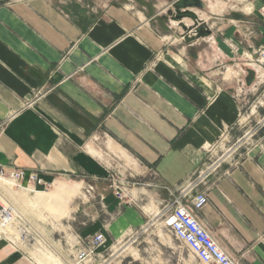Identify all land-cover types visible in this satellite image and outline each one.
<instances>
[{"label": "crops", "instance_id": "1", "mask_svg": "<svg viewBox=\"0 0 264 264\" xmlns=\"http://www.w3.org/2000/svg\"><path fill=\"white\" fill-rule=\"evenodd\" d=\"M249 1L253 12H215L209 36L224 52L217 57L243 72L232 90L192 72L129 3L89 21L54 0H0V121L8 119L0 164L95 177L116 169L151 177L156 197L194 184L207 194L198 217L213 239L239 264H264V131L223 147L241 129L238 91L256 90L246 55L264 41V0ZM226 43L238 58L225 54ZM125 214L140 222L131 206Z\"/></svg>", "mask_w": 264, "mask_h": 264}, {"label": "rangeland", "instance_id": "2", "mask_svg": "<svg viewBox=\"0 0 264 264\" xmlns=\"http://www.w3.org/2000/svg\"><path fill=\"white\" fill-rule=\"evenodd\" d=\"M54 1L64 10L76 8L89 21L103 17L109 5L129 3L135 9H141L152 26L165 35L164 39L171 41L170 50L184 54L192 72L202 75L214 87L226 86L232 90L239 87L238 79L243 72L234 67L237 60L217 57L224 52L212 49L210 43L213 40L209 42V36L192 34L189 29L200 21L199 26L212 30L216 20L214 13L226 7L233 13L238 11L236 5L244 7L245 12H253L252 1L203 0L202 6L195 5L194 0ZM187 3L193 6L188 7ZM184 18H190L191 23L185 22V26L182 23ZM172 20L177 24L171 22L169 28L167 25ZM228 21L231 26L237 22L233 17ZM261 21L264 26V15ZM167 35L173 36L168 38ZM225 47L226 55L238 58L233 43H226ZM175 56L178 58L177 54ZM262 72L264 74V70ZM244 78L248 84L254 79L249 70ZM260 79H256V90L238 91L242 103L241 129L234 137L227 138L223 147L233 144L244 132L255 131L254 138L264 131V82ZM7 123L8 119L0 121V135ZM0 168L24 171L23 179H0V211L6 207L12 215L10 228L0 226V264H48L50 257L57 259L56 264H69L81 245L97 232L103 233L104 240L91 264H202L161 224L160 210L170 195L166 190L156 197L149 176L124 177L116 169L105 176L95 177L81 172L47 173L23 165L4 167L0 164ZM87 184H96L97 189L95 186L88 194L85 192ZM127 206L140 215L138 224L126 222Z\"/></svg>", "mask_w": 264, "mask_h": 264}, {"label": "built area", "instance_id": "3", "mask_svg": "<svg viewBox=\"0 0 264 264\" xmlns=\"http://www.w3.org/2000/svg\"><path fill=\"white\" fill-rule=\"evenodd\" d=\"M261 10L264 15V6ZM199 23L200 21H197V24L189 29L192 34L197 33ZM246 57L247 67L257 79L263 77L260 80L264 82L263 72L260 76L258 75L259 69L264 70V41L253 50V53L246 55ZM262 93L264 94V89ZM23 175L24 171L21 170L6 171L4 168H0V179L4 181L23 179ZM166 190L170 198L162 205L160 210L163 227L175 239L185 245L202 264H239L213 239L210 231L198 217L199 211L208 201L207 194L204 191L194 190V184L191 183H188L185 187L180 185L176 189L167 188ZM93 191L94 185L87 184L85 192L89 194ZM0 215L4 223H7L11 219V210L4 207L0 211ZM103 240L104 235L102 232L95 233L91 239L81 245L69 264H91L92 257Z\"/></svg>", "mask_w": 264, "mask_h": 264}, {"label": "water", "instance_id": "4", "mask_svg": "<svg viewBox=\"0 0 264 264\" xmlns=\"http://www.w3.org/2000/svg\"><path fill=\"white\" fill-rule=\"evenodd\" d=\"M194 4L198 6H202L203 2L202 0H194ZM193 6V5H192ZM195 26V25H194ZM198 36H206L211 33V30L209 28L198 26V29L196 30Z\"/></svg>", "mask_w": 264, "mask_h": 264}, {"label": "bare ground", "instance_id": "5", "mask_svg": "<svg viewBox=\"0 0 264 264\" xmlns=\"http://www.w3.org/2000/svg\"><path fill=\"white\" fill-rule=\"evenodd\" d=\"M172 22V21H171ZM177 24V22L176 21H173V25H176ZM208 36H210V34L209 35H207V37ZM204 37H206V36H204ZM206 37V38H207ZM247 64H248V62H247ZM124 157H126V156H124ZM128 159V158H127ZM12 216V215H11ZM12 219V218H11ZM7 220V219H6ZM2 223H4V220L2 219V217H1V215H0V226H4L6 229L7 228H10L11 226H12V224L11 223H9V221L7 222V223H9V224H7V223H4V224H2ZM24 242V241H23ZM26 245V244H25ZM50 260H51V262L53 263V264H56L58 261H57V259L56 258H53V257H50L49 258ZM51 262H49L48 264H52ZM59 264V263H58Z\"/></svg>", "mask_w": 264, "mask_h": 264}]
</instances>
